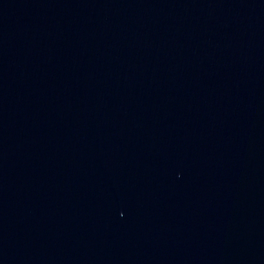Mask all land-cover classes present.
<instances>
[{
	"label": "water",
	"instance_id": "water-1",
	"mask_svg": "<svg viewBox=\"0 0 264 264\" xmlns=\"http://www.w3.org/2000/svg\"><path fill=\"white\" fill-rule=\"evenodd\" d=\"M0 264H264V0H0Z\"/></svg>",
	"mask_w": 264,
	"mask_h": 264
}]
</instances>
